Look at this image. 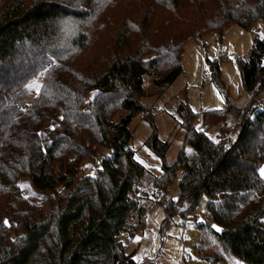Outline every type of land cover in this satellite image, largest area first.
Here are the masks:
<instances>
[{
    "label": "trees",
    "instance_id": "obj_1",
    "mask_svg": "<svg viewBox=\"0 0 264 264\" xmlns=\"http://www.w3.org/2000/svg\"><path fill=\"white\" fill-rule=\"evenodd\" d=\"M109 2L0 0V264H142L123 237L143 230L151 209L145 203L151 195L140 187L148 172L129 149L133 120L140 114L151 120L153 113L143 103L145 76L154 77L153 94L162 96L183 73L188 43L232 25L249 30L264 22V0H139V56L111 60L97 76L90 63L78 60L87 35L65 48L59 34L65 21L97 20L99 30H109L117 22ZM132 25L117 47L128 43L132 50ZM207 63L224 89L220 63ZM240 68L251 95L248 108H236L226 96L224 109L203 113L198 131L184 93L177 112L185 140L176 161L167 163L170 142L154 125L147 144L162 161L153 181L167 217L162 228L175 214L192 218L207 196L206 218L194 217L205 232L197 253L213 262L237 257L264 264V108H255L264 92V38L256 39ZM41 73L39 96L27 105L20 95ZM93 90L95 98L87 100ZM119 110L126 114L115 121ZM231 114L238 117L232 133L219 141L207 135L214 121L225 124ZM98 146L109 155L87 175L84 163L98 157ZM23 177L31 178L49 209L22 195L17 180ZM176 179L179 196L167 201ZM213 224L223 232H214Z\"/></svg>",
    "mask_w": 264,
    "mask_h": 264
},
{
    "label": "rangeland",
    "instance_id": "obj_2",
    "mask_svg": "<svg viewBox=\"0 0 264 264\" xmlns=\"http://www.w3.org/2000/svg\"><path fill=\"white\" fill-rule=\"evenodd\" d=\"M111 7L109 14L117 21L113 26L104 31L99 30L98 21L84 22H64L60 28V45L65 48L71 47L73 38L79 34L87 35V45L85 49L79 51L78 60L86 64L90 63L91 69L96 71L97 76L101 74L109 65L111 60L124 58L126 56H139V40L141 34V20L139 16V0H110ZM133 23L130 29V43L132 50L129 51L128 43L117 47V41L123 44V34L128 24ZM114 27V28H113ZM134 27V29H131ZM264 34V22L259 20L255 25L247 30L239 25H232L223 34L211 33L201 39L191 41L185 47L182 66L183 73L167 89L164 95H155L153 80L154 77L145 76L144 86L148 96L143 99L145 106L155 108L161 106L162 112L153 110L149 113L148 120L143 114L138 115L130 125L132 139L130 145L136 151V159L146 168L148 174L145 175L140 183L141 191L150 194V200L146 205H151V209L146 217L143 230L130 238L124 236L123 241L128 245L129 251L133 253L134 259L142 264H243L237 257L216 262L208 261L197 253L205 232L196 225L195 215L206 218L208 198L203 196L196 211L191 215L192 218H183L180 214H175L170 218V223L163 229L166 214L162 205L157 203V199L162 197V193L153 188L154 177L162 173V161L153 153L147 142L153 132V125L157 128L159 138L170 142V149L166 156L168 164L176 161L178 153L185 140V131L181 124V118L177 112L179 99L186 95L187 102L196 118L194 127L198 131L204 129L203 113L209 110H222L226 107V96L232 104L241 110L248 108L251 104V95L243 86L240 63L250 56L251 49L257 38L262 39ZM119 45V43H118ZM77 49L76 46H73ZM72 49V48H71ZM207 59L218 61L221 66V81L224 89H221L213 80ZM45 75H39L30 81L21 93L27 105L32 104L39 96L44 83ZM35 82L37 87H28ZM182 94V95H181ZM96 96V91L87 94V100H92ZM255 108H264V92L256 100ZM115 109H118L116 106ZM125 111H118L113 118L118 121ZM254 114V113H253ZM119 117V118H118ZM118 119V120H117ZM238 121V117L231 114L227 121L217 123L207 130V135L219 141L218 136L230 134ZM223 125L225 127H223ZM228 129V130H227ZM236 138V135H233ZM98 157L95 160L86 161L85 173L95 174L97 168L102 167V159L109 155V150L105 147H97ZM264 168V165L262 166ZM261 168V169H262ZM180 176V175H178ZM22 195L33 203L44 205L46 209L47 201L39 194L32 183L30 177H23L17 180ZM179 181L176 179L166 193V200H175L179 196ZM156 194V196H154ZM161 199V198H160ZM212 241L214 239L212 238Z\"/></svg>",
    "mask_w": 264,
    "mask_h": 264
},
{
    "label": "snow or ice",
    "instance_id": "obj_3",
    "mask_svg": "<svg viewBox=\"0 0 264 264\" xmlns=\"http://www.w3.org/2000/svg\"><path fill=\"white\" fill-rule=\"evenodd\" d=\"M262 38H264V34H262ZM41 75H43V73H41ZM28 87H37L38 90V85L35 84V82L33 84L28 85ZM260 173L262 176H264V168L260 169ZM5 223H7V221H5ZM215 227V226H214ZM219 230V229H217ZM237 264H239V262H237Z\"/></svg>",
    "mask_w": 264,
    "mask_h": 264
},
{
    "label": "built area",
    "instance_id": "obj_4",
    "mask_svg": "<svg viewBox=\"0 0 264 264\" xmlns=\"http://www.w3.org/2000/svg\"><path fill=\"white\" fill-rule=\"evenodd\" d=\"M148 109L149 110H156V112H162V107L161 106H157L156 108H153V107H150V106H148ZM129 149H131V150H133V146L132 145H129Z\"/></svg>",
    "mask_w": 264,
    "mask_h": 264
},
{
    "label": "water",
    "instance_id": "obj_5",
    "mask_svg": "<svg viewBox=\"0 0 264 264\" xmlns=\"http://www.w3.org/2000/svg\"><path fill=\"white\" fill-rule=\"evenodd\" d=\"M200 223H201V221H200ZM214 226H215V227H214ZM212 229H213V231L216 232L217 234H221V233L223 232V229H222L220 226L216 225V224H213V225H212ZM217 229H219V230H217Z\"/></svg>",
    "mask_w": 264,
    "mask_h": 264
}]
</instances>
